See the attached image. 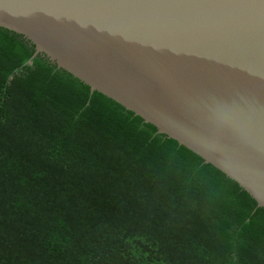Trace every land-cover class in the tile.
Segmentation results:
<instances>
[{"label":"water","instance_id":"water-1","mask_svg":"<svg viewBox=\"0 0 264 264\" xmlns=\"http://www.w3.org/2000/svg\"><path fill=\"white\" fill-rule=\"evenodd\" d=\"M0 66L264 247V0H0Z\"/></svg>","mask_w":264,"mask_h":264},{"label":"trees","instance_id":"trees-1","mask_svg":"<svg viewBox=\"0 0 264 264\" xmlns=\"http://www.w3.org/2000/svg\"><path fill=\"white\" fill-rule=\"evenodd\" d=\"M0 264H264L111 127L0 66Z\"/></svg>","mask_w":264,"mask_h":264}]
</instances>
